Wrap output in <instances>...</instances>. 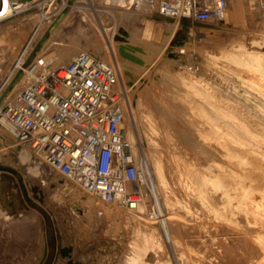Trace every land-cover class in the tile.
Returning a JSON list of instances; mask_svg holds the SVG:
<instances>
[{"label": "rangeland", "instance_id": "obj_1", "mask_svg": "<svg viewBox=\"0 0 264 264\" xmlns=\"http://www.w3.org/2000/svg\"><path fill=\"white\" fill-rule=\"evenodd\" d=\"M92 5L98 12L97 6L108 4H104V0H92ZM83 10L87 13L86 9ZM36 12L28 10L0 21V83H3V76L5 78L9 75L24 43L23 39V43L21 40L17 46H12L14 32L32 24L44 26L48 20ZM103 16L105 18L106 15ZM140 17L153 21L154 33L159 39L162 37L161 43L167 38L172 23L170 19L156 14H142L139 17H128L125 42L131 40L132 34L135 37L140 35L144 26V20ZM91 18L83 24L78 11L72 10L66 23L53 29L52 44L44 46L45 52L42 55H59L64 45L76 44L79 49L101 57L96 49L97 44L91 39L93 35L85 33L93 25ZM108 23H111L110 15ZM191 26H194L192 33L204 32L207 41L199 40L200 36L198 39L196 32L188 36ZM235 42H241L247 51H264V13L250 14L245 11L238 21L193 25L183 18L166 44L162 43L153 49L143 41L137 42L144 65L137 74L135 72L131 78L133 80L126 82V88L133 90L134 99L138 98L143 106L150 107L153 116H156L160 133L163 134L159 137V148L179 156L187 163V166L181 167L169 160L175 172L170 178L173 200L163 203L162 196L158 195L160 213L167 217L173 214L168 217V225L179 248V259L171 253V264H264V215L259 212H264V175L254 177L264 169L260 171L259 167L254 168L253 172L251 166H245L238 160L240 157L232 152L233 149L241 148L242 143L251 142L264 155V61L256 62L252 67L233 63L222 53L237 48ZM183 45L185 52L178 53V48ZM40 47L41 42L37 40L24 59L25 65L34 59ZM78 48L73 53L78 52ZM174 55L180 57L175 59ZM111 61L115 63L114 59ZM188 66H192V69ZM169 73L173 76L168 77ZM182 74L199 80L196 83L202 92L201 97L216 105L217 109L206 104L212 117H205L204 112L197 107L189 109L180 104L182 100L200 97L192 88L185 87L181 81ZM147 90H151L157 106L146 98ZM167 108L169 111H165ZM131 129L137 133L133 123ZM5 135L0 130V150L3 149L1 153L10 154L11 150L13 152L20 146L14 145L12 139ZM140 139L147 152L145 138ZM8 143L12 146L6 147L10 145ZM221 150L227 154H220ZM1 162L15 170L10 176L20 206L11 218L0 216V264H124L126 256L135 247L142 253L140 259L145 264H153L159 255L162 258L167 255L164 246L145 247L142 238L130 236L136 220L145 221L136 216V210L109 205L90 196L98 205L106 204L108 212L84 215L77 212L73 202L78 192L84 193L62 175L54 171L53 180L49 181L44 177L25 174L17 164L4 160ZM211 164L238 171L245 166L251 170L252 176L234 181L191 175L194 173L192 170L199 168L198 171L203 172ZM65 186L71 188L70 193L64 192ZM143 203L142 216L148 218V213L154 210L148 194ZM249 207L259 209L255 211L256 219L250 217L251 214L246 210ZM158 220H150L152 225L149 228L169 245ZM155 249L158 252H154Z\"/></svg>", "mask_w": 264, "mask_h": 264}, {"label": "built area", "instance_id": "obj_2", "mask_svg": "<svg viewBox=\"0 0 264 264\" xmlns=\"http://www.w3.org/2000/svg\"><path fill=\"white\" fill-rule=\"evenodd\" d=\"M122 1L177 25L183 18L192 25L223 22L228 6V0ZM254 2L264 13V0ZM6 5L8 11L0 21L28 10L51 20L72 7L86 9L99 20L92 0H6ZM24 68L29 82L0 99V130L82 192L126 209L136 207L148 194L152 211L157 212L153 175L149 165L134 157L128 138L116 65L81 50L58 65L43 55Z\"/></svg>", "mask_w": 264, "mask_h": 264}, {"label": "bare ground", "instance_id": "obj_3", "mask_svg": "<svg viewBox=\"0 0 264 264\" xmlns=\"http://www.w3.org/2000/svg\"><path fill=\"white\" fill-rule=\"evenodd\" d=\"M104 4H106V5L108 4V5L107 6H104V5L103 6H97V10H98V14H99V20L98 19L97 20L92 19L90 14L88 12H87L88 13L87 14L82 8H73L72 7L70 9H68L67 11L62 12L59 16L54 17L51 20L45 21L44 26L42 24H41L42 26L39 24L40 27H38L39 26L38 24H35V25L32 24V26L22 27L16 31L14 29L15 36H14V39L12 41V46H17L18 42H20L21 40H22L21 42L23 43V39H24V43L23 44L20 43V47L22 44L21 51L18 53V55L15 59V62L13 64V66L11 67V70L9 72L7 80L5 81L4 85L0 88V97L2 96V99H4L5 97L6 98L9 97L11 94L16 93L20 88H22L23 86H25L29 82L30 75L27 73V70L24 68V65H25L24 59L28 56L29 51L33 49V46L35 45L37 40L41 42V47L39 50L36 51V55L34 57V60H38V59L43 57L42 54H43V52H45L44 46H46V45L50 46L52 44L51 33L53 32V29H55V28L63 25L64 23H66V21L68 20L69 14H70V12H72V10L78 11V14L80 15V20L82 21L83 24H86L88 21V18H91L93 20L92 21L93 25L91 27H89L85 33L87 34L90 32L93 35V37L91 39L93 40V42H95V44H97L96 49L101 54V57H100L101 59L109 61V62H113V61H111V59L115 60L114 64L117 67L118 78H120L122 81L121 84L119 83V81L117 82V88L120 91L119 103L121 104L123 111H124V122H125V126L127 129L128 138L130 139L131 143L133 144V149H132L133 155L137 160L143 161L147 165H149V168L151 170V174L155 177V180H154L155 182H154L153 188H154L156 198H158V195H160L163 198V203H168L171 200H173L172 199L173 198L172 197L173 196V188L171 187V184H170V178L175 173V172L173 173V168H174L173 164H169V163L171 161L172 163H175L177 165H181V167H182V165L187 166L186 165L187 163L185 162V160L179 158V156L177 157V156L173 155L172 153H169L167 150L164 152V150L159 148V137L163 134L160 133L157 118H156V116H153L152 110L150 107H147L145 105L143 106L138 98L134 99L133 93H132L133 90L126 88L127 84H128V83L126 84V82H128V80L134 76L135 72L137 74V71H139L144 65V60L142 59V55H140L141 49H140V46L137 42L143 41L144 43H146L149 47H151L153 49L158 48L160 46V44H162V43L166 44L167 43L170 36L176 30L177 23L176 22L171 23L170 29L168 30V33H167L168 34L167 38H164V40L161 43L162 37L159 39V37L157 35H155V33H154L153 21L151 19H145L144 17L143 18L140 17V19L144 20L143 21L144 26L141 29L140 35L138 37L137 36L135 37L134 36L135 34H132V36H130V39L133 42L131 40L125 42L124 39L127 38L125 26L127 25L128 17H139L142 14H143V16L144 15L146 16V14H148V13L142 7H139V6H134V7L124 6L122 0H104ZM7 11H8V9H7V5H6V0H3L2 6L0 7V16L4 15ZM245 11H247L250 14H252V12H255V13L260 12L258 10L254 0H228L227 11H226V14L224 16L223 21L224 22H227L229 20L238 21V20H240V17L242 16V14ZM102 14L106 15L105 18ZM109 15L111 16L110 25L108 23L109 22ZM49 22H51V24L53 23V25H50ZM193 27L194 26H192L190 28V30L188 32V36H191L192 34H194V32H196V31H193V33L191 32V30H193L192 29ZM43 29H44V31L42 32ZM44 32H46V33L44 34ZM196 33H197L198 39L200 36L199 40H201V39L204 40L205 38H208L204 32L199 31ZM205 40L207 41V39H205ZM235 43L237 44V48L232 49V51H226V52L224 51L222 53L223 56L228 57L233 63L240 64V65L243 64L246 67H248V66L252 67L251 65L254 66V64L256 62L264 61V51H260V50H250V51L248 50L247 51L246 49H244L243 44L241 42H239V43L235 42ZM184 45L182 47L180 46L178 48V51H177L178 53L185 52L186 48ZM77 48H78V45H76V44L75 45L74 44H71V45L66 44L60 50L59 55L57 54V55L53 56V55H48V54L46 55L45 54V57L50 60L51 65H57L58 63H61V61H63L64 59H66L70 55H74L75 53H73V52ZM42 49H44V51L41 52ZM80 50L81 49L78 48V51H80ZM174 53H175V51H174ZM241 55H243V56L241 57ZM174 57H175V59H177L180 56L174 55ZM211 57H215V55H212ZM255 67H256V65H255ZM171 75L173 76L172 73H169L168 77H171ZM131 80H133V79H131ZM181 81L183 82V84L185 85L186 88H188V87L192 88V90L195 92V94L200 96V97L195 98V99H191V100H185V101L182 100L180 102V104L183 107H187L189 109H192L193 107H197L198 110H201L204 112L205 117L209 118L211 115L209 114V111H207L206 104L213 106L215 109H217V108H216V105L211 100L201 97L202 92L200 91L198 84H197L199 80L194 78V77H191L190 75L182 74L181 75ZM172 94H174V93H172ZM145 96L149 102H151L155 106H157L156 100L154 99V95L151 93V90H147V93L145 94ZM168 108L165 109V111H167V110L169 111ZM214 112H216V111H214ZM214 121H215V119H214ZM131 123H133L134 129L136 128L137 133H134L132 131ZM217 125H218V123H217ZM219 125H220V123H219ZM207 129H210V128H207ZM207 133H208V131H207ZM5 136L7 137V135H5ZM141 137H144L146 140L147 152L144 149V147L141 145V139H140ZM243 141H245V140H243ZM200 142L202 143V141H200ZM222 142H225V141H222ZM8 144H10V143H8ZM209 145L211 146V144H209ZM241 145H240L241 148H239V149L237 148V149L232 150V152L234 154H236L237 156L240 157V159H238V160H241L245 166L246 165L251 166L253 169V172H254V168L259 167L260 171L262 169H264V155H263V153L261 151L256 150L252 146L251 142L248 144H246V142H245V143H242ZM11 146L12 145L10 144L9 146H6V147H11ZM216 147H217V145H216ZM208 148L211 149L212 147L211 148L208 147ZM2 150H0V164L1 165L9 166V167L13 168L10 165L3 164L1 162V160H4L6 162H9L10 164L19 165L21 170L25 174H28L29 176H40V177L47 178L49 181L53 180V176L55 174L53 169L51 167H49L44 162L42 157L35 155L28 148L21 146V147H18L17 150H13V152H11L12 151L11 150L10 154H8V152L1 153ZM211 150H213V149H211ZM211 150H209V151H211ZM217 151L218 150L216 149L215 152H217ZM226 151H227V149H226ZM226 151L224 150L222 153V150H221L220 154L226 155L227 154ZM237 152H239V153H237ZM216 156H218V155H216ZM249 158L251 159L250 161H249ZM227 162H229V160ZM231 164H233V163H231ZM228 166H232V165H228ZM245 166H244L243 170L238 171L239 169L238 170L232 169V168L231 169H225L223 166H219V164H211L208 167H206L207 169L204 168L203 172H201V170L198 171L199 168H198V170H196L197 172L195 170H192V172H194V173H192L191 175H193L194 177L200 175V177H203V178H209V177H216V178L218 177L219 178L220 177L223 179L227 178V179L235 181V179H244V178L247 179V178L252 176L251 170L246 169ZM225 167H226V165H225ZM241 167H242V165H241ZM0 174H2V176H0V216L11 218L16 213L18 207L20 206V200L17 196V193L12 188V183H11L12 178L10 176V172H8L7 170L0 169ZM259 175H264V170L259 172L258 174H255L254 177L257 178V177H259ZM194 177H192V178H194ZM229 185H231V184H229ZM235 188L236 187H234V189ZM240 189H241V187H240ZM63 190L65 193L71 192V188L69 186L63 187ZM196 192H197V190H196ZM233 194H235V193L233 192ZM90 196H92V195H89L86 193H84V195H83L82 193L80 194L78 192L77 196H76L77 199L76 200L72 199V200H74L73 202H74L75 209L77 208V212H81L84 215L85 214L89 215L91 212L92 213L96 212L98 214H101V213L105 214L108 212L106 209L107 208L106 204L102 203L103 204L102 206H104V207H102L101 205H98L97 201H95ZM262 196H264V195H262ZM250 197L252 198L251 195H250ZM95 198H97V197H95ZM98 201H99V199H98ZM143 202L141 201L136 207L129 209V210H136L138 212V213H135L136 216L139 218L145 219V221H143V222L136 220V222H135L136 224H134V226H133L132 235H130V236H132L134 238H139V237L142 238L143 245L145 247L156 248L159 246H164V248H166L168 251L167 255H165L164 258H162L163 256L159 257L160 256L159 255L153 264H171V262H172V256H171L172 254L171 253H173V256L178 257V259H179V256H177V253H179V248H178V245H177L175 238L173 237V235L169 231V225H168V222H169L168 217L169 216L167 217L166 215H164V213H160V210H158V206H157L156 211L157 210L158 211L155 213L153 211L149 212L148 213L149 217L145 218L144 216H142V212L144 210V203ZM248 205H250V204H248ZM114 206H115V204H114ZM252 207H249L246 210L249 212V214L252 215V216L250 215V217L252 219H256L255 218V211L256 210L259 211V209L255 210ZM259 212L264 215V212H261V211H259ZM172 215L173 214L171 213L170 217ZM160 216H162V217H160ZM151 218L152 219H154V218L159 219L158 221H160V224L166 233V237L168 239L169 245L165 242H162L159 239V237L157 235H155L154 231L151 228H149V226L152 225L151 221H150V220H152ZM250 221H251V219H250ZM254 223L255 222H253V224ZM257 223H259V222H257ZM254 227L256 228V225ZM13 247H14V245H13ZM108 250H109V248H108ZM117 250L118 249H116V251ZM153 251L158 252V250H156V249ZM110 252H113V251H110ZM141 255H142V253L139 251L138 248H136V247L133 248V251L131 252V254H128L126 256L124 264H145L144 261L140 259ZM156 255H158V254H156Z\"/></svg>", "mask_w": 264, "mask_h": 264}, {"label": "water", "instance_id": "obj_4", "mask_svg": "<svg viewBox=\"0 0 264 264\" xmlns=\"http://www.w3.org/2000/svg\"><path fill=\"white\" fill-rule=\"evenodd\" d=\"M120 49H121V48H120ZM1 98H2V96L0 97V99H1ZM0 169L7 170V171L10 172V173H12V172L15 171L13 168H11V167H9V166H3V165H1V164H0ZM0 176H2V174H0ZM20 184H21V186H23L22 183H20Z\"/></svg>", "mask_w": 264, "mask_h": 264}]
</instances>
